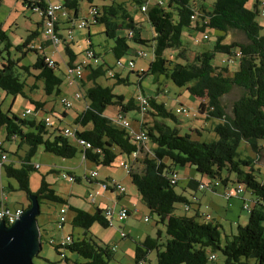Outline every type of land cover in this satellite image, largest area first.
<instances>
[{"label": "trees", "instance_id": "16d2710c", "mask_svg": "<svg viewBox=\"0 0 264 264\" xmlns=\"http://www.w3.org/2000/svg\"><path fill=\"white\" fill-rule=\"evenodd\" d=\"M129 1L140 10L148 0ZM191 1L167 0L166 5H158L155 0V4L148 5L145 15L153 33L150 40L140 38L139 29L122 4L112 2L102 5L95 18V23L103 27L104 35L113 40L110 53L115 60L121 59L131 50L127 38L117 32L132 30L134 35L131 40L138 44H148L153 49L152 61L141 75H161L175 86L185 87L192 97L201 100L199 112L216 122L212 128L216 139L210 142L194 141L188 134L181 136L176 129L166 126L161 120H174V116L165 110L163 104L156 103L154 97L147 98L151 111L147 109L146 113L152 117V124H142L141 131L146 133L151 150L145 152L141 149L140 156L131 163L133 167L128 176L142 203L157 217L156 223L164 227L166 239L160 242V236H146L134 250L135 264H142L146 254L152 250L155 251L156 264H209L210 251L221 253L224 258L222 264H264V170H255L254 159H240L237 153V148L243 141L255 155L264 154V35L259 34L260 27L256 22L260 10L256 5L253 10L247 9L245 4L248 0H215L209 11L202 6H192ZM87 2L91 3V0ZM21 3L29 10L33 6H42L38 0H21ZM64 8L72 10L73 19H76L78 0H65ZM40 20L41 26L42 19ZM184 30L201 33L203 41L210 39L209 31L219 32L220 35L216 37L211 50L198 52L191 51L187 44L182 43ZM229 31L240 32L245 42L226 41ZM37 36L38 31H31L24 42L13 46L0 26V43L3 45L1 51L8 56L9 49L14 47L15 51L21 53L16 59L8 56L0 64V91L28 99L34 106V112L43 110L45 102L29 99L24 89L27 88L31 93L37 87L35 83L28 86L23 73L31 76L30 70L37 72L34 79L41 82L45 96L58 95L62 83L55 74L57 64L54 62V67H48L44 61L45 56L40 53L42 48L36 49L31 44ZM63 45L68 59L66 66H70L77 56L71 46ZM168 51L175 53L172 52L168 57L165 55ZM235 52L239 53L238 57ZM29 53L35 54V61L30 65H20L21 60ZM216 54L226 57L215 63ZM234 61L238 62L237 69L230 71L227 63L232 64ZM105 68L100 64L96 69H91L86 76L87 81H93L99 76L105 77ZM112 78L115 80L114 86L128 85V78H121L116 73ZM233 88H239L241 95L233 102L228 115L221 105V99ZM124 99L123 95L113 93L112 87L99 84L88 91L86 107L71 124L77 128L76 137L90 143V148L87 149L75 146L62 135L58 127H50V131L49 127L44 126L43 120L28 119L31 116H26L25 113L23 118L26 119L19 118L10 114V111L3 112L0 109V130L4 132L5 139L27 147L25 157L20 159L19 169L8 163L2 170L26 196L28 204L26 208L21 207L23 212L30 206L28 196L35 195L39 208L41 204L53 203L60 205V208L65 207L67 213L73 214L71 230L67 236L70 241L65 243V236L61 245L51 243L54 239H49L55 253L63 255L65 262L109 263L112 258L111 250L99 246L89 232L94 223L102 228L108 227L104 211L96 207L90 213L69 205L44 180L40 181L35 193L30 192L28 172L34 169L30 159L38 147L62 159H71L79 154L85 161L96 166H111L121 158L129 159L137 150L136 145L125 130L115 126L103 114L108 106L118 107L123 114L132 108L142 113L138 107H134L133 99L126 104ZM259 142H263V145H258ZM185 166L213 179V185L217 182L223 187L227 186L229 174L233 173L235 183L243 186V193H248L251 197L246 223L243 226L237 225L235 234L231 239H226L223 245L220 244L218 223L211 220L200 222L202 215L199 216L197 212L193 217L174 214V204H191L183 195L185 189L181 193L176 191L178 180L174 185L170 183V177L175 174L173 168ZM254 171H257L259 179ZM223 172L228 175L222 177ZM67 174L70 175L68 172ZM72 177L74 182H80L79 178ZM202 185L201 181L195 180L188 183V187L196 191ZM192 198L195 199L194 196ZM57 220L55 225H58ZM64 224L61 225V230ZM38 227L41 243L42 233L46 228L44 224H38ZM75 228L81 230L76 236L73 232ZM66 253L74 254L75 260H69Z\"/></svg>", "mask_w": 264, "mask_h": 264}, {"label": "rangeland", "instance_id": "374dc122", "mask_svg": "<svg viewBox=\"0 0 264 264\" xmlns=\"http://www.w3.org/2000/svg\"><path fill=\"white\" fill-rule=\"evenodd\" d=\"M165 5L167 0H161ZM215 0H192V6H202L206 5L208 11L211 9V5ZM122 4L130 16L134 19V23L139 24V32L141 38L145 40H150L152 36V30L149 26L145 13H142L137 6L131 3L129 0H92V5L97 6L100 10V6L103 4L110 3ZM260 2L264 0H248L245 4L247 9L253 10L254 6L261 10ZM153 3V0H151ZM88 8L89 3L87 0H78V15L76 19H73V12L70 11V16L74 20L75 24H78L82 20L88 18ZM40 16L37 12H32L22 5L21 0H0V26L5 31L9 42L13 45H19L25 41L27 36L31 31L40 30ZM256 22L258 23L260 30L259 34L264 35V17L259 13L256 16ZM96 24V23H95ZM94 24V25H95ZM91 42L93 44V49L99 53L103 61L99 60V63L103 68L108 67L106 72L119 73L121 78H128V85H116L115 80L108 79L105 77H98L93 81L88 82L86 77L83 78L84 86L80 87L78 83L74 84L72 87L66 84L65 80V70H66V56L63 51V46H50L46 53L51 56L50 58L58 64L55 74L62 80L60 85V93L58 95L45 96L42 91V84L34 79V75L37 74L36 71L30 70L31 76L23 73L25 81L28 86L35 83L37 87L36 90L29 93L28 89L25 88L24 91L29 97L39 102H45L44 111L46 112L45 117H47L52 128H64L69 126L73 122V118L77 113L74 108L76 105L72 103L76 100L73 93H84V98L89 90H91L95 85L99 84L102 86L112 87L113 93L122 94L125 96L124 103L126 104L130 99H133L134 107H137V97H154V100L158 104H163L165 110L174 116V120L164 119L161 120L170 129H176L179 135L188 134L190 138L198 142H210L216 139L215 134L212 131L213 126L216 122L213 119H207L205 115L199 112L200 99L192 97L185 87L175 86L169 79L163 76L155 75H141L148 68L149 63L152 61L151 47L148 44H138L133 40L127 39V43L130 49L136 51L140 50L146 54V57H139L132 52L126 53L121 57V61H131L133 63V68L129 69L127 67H117L115 66V60L112 55L108 54V47L113 44V40L107 38L103 33V27L101 25H96L94 28L96 30H101L100 33L93 34V29H91ZM93 26V25H92ZM61 32V31H60ZM88 28L77 30L74 29L72 33L73 42L70 45L76 53L79 50H83L90 47L88 41ZM118 35H123L121 31L117 32ZM220 35L219 32L209 31L210 39L208 41L202 40V34L194 31L184 30L181 41L188 45V48L192 51H207L211 50L215 44L216 37ZM106 41L107 44L104 42ZM226 41L232 42H245L244 36L238 31H229L226 34ZM3 45L0 43V64L5 62L9 56L11 59H16L21 56V53L15 51L14 47L9 49V55L6 52L1 51ZM175 53V51H172ZM171 51H168L165 55L170 56ZM79 54V58H81ZM225 55L216 54L214 58L215 63H219L220 59H225ZM20 63V65H30L35 61V54H27ZM237 61L227 66L230 71H235L237 69ZM22 73V72H21ZM143 76V77H142ZM82 83V82H81ZM86 85V87H85ZM83 88V89H82ZM241 95V90L239 88H233L228 94L224 95L221 99V105L224 108L226 114H230L232 104ZM60 99H66L74 104V108L65 109L61 103ZM84 101V99H82ZM87 103V100H86ZM31 109L33 115L28 117V119H35L37 121L43 120L42 116H38L37 112H34V106L26 98L20 96L7 95L0 91V109L3 112L10 111V114H15L19 118H23L24 109ZM54 108L53 112L51 111ZM183 108L185 113L176 112L177 109ZM105 115L108 117L112 116V111L119 110L116 106L106 107ZM65 111L67 113L66 119H62L60 122L62 113ZM148 111H151L148 106ZM124 117L130 123L131 129L137 130L139 122L142 120L145 125L152 124V117L148 113L141 114L135 108L129 109L124 114ZM26 119V118H23ZM149 122V123H148ZM52 130L51 128L49 129ZM260 143V144H259ZM258 145H263V142H259ZM0 145L2 150L8 154V156H15L16 161L11 165L15 169H19L21 164L19 159L25 157L27 147L24 144L18 146L14 140H6L4 132L0 130ZM148 150H151V144L147 146ZM237 153L240 159L247 157L254 159V169L261 170L263 172L264 168V154L259 153L255 155L252 153L250 147L245 142H241L237 148ZM14 158V159H15ZM125 162L129 165V159L121 158L119 161L116 160L111 166H101L94 165L91 162L83 161L79 154L71 159H62L52 154L46 153L41 147H38L33 157L30 159V164L34 167L39 165V168H34L28 172L29 178V190L35 193L39 187L41 180H44L51 189H53L59 197L67 200L70 198L71 204L84 210H88L91 213L94 212L99 205L101 209L106 210L112 207V202L109 200L116 196L113 192H106L101 196L95 198V204L87 201V193H94L99 190L96 182H88L89 173L92 170L97 172V180L100 181H113L123 188L124 192L122 196L129 198L132 205L130 206L131 214L126 217L123 221H118L113 219V227L108 226L107 228H102L97 223H94L89 232L97 242V244L103 248H109L112 252V258L108 264H135L134 260V250L136 246L143 241L146 236L151 238H157L160 236V242L166 239L164 227L157 224V217L155 214L150 213L147 207L142 203L139 194L137 193L135 187L132 185L131 180L127 172L119 165V163ZM131 164V163H130ZM137 165V163H135ZM71 170L73 174L80 179V182H67L62 178L64 173ZM191 169L192 176L197 177V181L201 180L203 183L202 188L198 191L192 190L188 187L191 177L186 176L185 167H174V171L179 177L177 182L176 191L181 193L184 190L183 195L190 201L192 195L196 196V199L200 203L190 201L191 204L176 203L174 204V214L179 216L193 217L195 210L200 208V212L204 215H208L211 221L218 223L220 227L218 228L220 234V244L223 245L226 239H231V237L236 232L237 225L243 226L248 218V212L243 209V204L241 197L234 196L229 201L224 197L223 191L224 187L219 184L218 187H213V179H210L204 175H200L193 168ZM52 170V171H50ZM228 174L223 172L222 177H226ZM254 175L259 179L257 171H254ZM90 184V185H89ZM238 184L235 183V175L233 173L229 174V182L227 189H235ZM212 189H211V188ZM119 193V192H118ZM246 194V193H245ZM243 194V196L245 195ZM71 195V196H70ZM70 196V197H69ZM0 198L3 199L4 205L9 209L15 208H26L28 202L26 196L23 192L17 189V184L13 179L7 178L2 171L0 174ZM246 198V197H245ZM247 202L249 200L245 199ZM250 203L248 202V205ZM105 206V207H103ZM121 206H117L115 209L118 210ZM188 208V211L185 208ZM60 205L47 203L41 204L40 215L37 216V223L44 224L46 228L45 232L42 233L41 239V249L38 253V257H33L32 261L34 264H73L71 261L65 262L61 256H58L52 245L49 243V239L53 238L55 244L61 242L63 238L69 236L71 230V218L73 216L72 212H68L66 217V222L63 226V230L58 229L55 225V220L58 219V211ZM147 219V222L144 219ZM199 220V219H198ZM210 222V221H207ZM75 236L77 233H81V230L74 229ZM120 232L124 233L126 237H121ZM159 234L157 235V233ZM210 255L215 256V260L209 262V264H222L223 256L219 251H210ZM69 260H75L76 256L74 254L66 253ZM142 264H156L155 251L152 250L148 252L145 258L142 260Z\"/></svg>", "mask_w": 264, "mask_h": 264}, {"label": "built area", "instance_id": "2783aa9c", "mask_svg": "<svg viewBox=\"0 0 264 264\" xmlns=\"http://www.w3.org/2000/svg\"><path fill=\"white\" fill-rule=\"evenodd\" d=\"M64 1L65 0H38L39 4L42 5L40 6H33L30 11L32 12H37L40 16V18L42 19V24H41V28H42V37L49 42L51 45L53 46H58L61 43H69L72 40V33L74 29L77 30H82L85 28H88L90 24H95V18L98 15V8L95 6H91L88 10V18L82 20L81 22H79L78 24H75V22H72L69 24V26L67 27L65 34L62 36L59 34L58 32V24H59V20L61 17H65L67 15V9L64 8ZM155 0H153V3H151V0H148L144 5H142V7L140 8V11L142 13L146 12V9L148 8V5H153L155 4ZM157 4L158 5H162L163 2L161 0H157ZM261 5V10H260V14L262 16H264V2H260L259 3ZM191 19L193 20V17H191ZM125 37L127 39H132L133 38V31L132 30H127L126 32H124ZM206 38V36H204V39ZM31 48H34L33 46H30ZM36 49H41V47H36ZM135 55L139 56V57H146V54L142 51H136L135 50ZM133 53V54H134ZM151 54L153 56V49L151 47ZM236 57L239 56V53L235 52ZM81 58H79L75 63H73L70 66H66V70H65V80H66V84L68 86H73L75 83L78 85H80V83L82 82L83 78H84V72L86 70V68H91V65L94 66H99V60H101L93 50H91L90 48H86L83 49V51L81 52ZM46 65L48 67H54V61L52 59H50L49 57L45 56L44 59ZM115 66L117 67H127L129 69L133 68V63L131 61H121V59L115 60ZM109 76H112V74L109 72L108 73ZM73 96L76 100H79L81 98H84L82 96V94L80 93H73ZM137 102L138 105L137 107L141 110V114L146 113L147 109H148V100L147 97L141 95L137 97ZM60 103L61 105L65 108V109H70L72 107V104L70 101L66 100V99H60ZM87 105V104H86ZM85 105V107H86ZM39 111H37V115L39 114ZM176 112H183L185 113V110L183 108L177 109ZM23 113H25L26 116H32L34 113L31 109L27 108L24 109ZM113 121V124L115 126H117L120 129H123L127 132V134L131 137V139L133 140V143L136 145L137 150L135 152H133L131 154V156L129 157V165H127V163L125 162H120L119 165L127 172L130 171V169L133 167L132 162H134L135 160H137V158L140 156V151L141 149L145 152H149L147 146H148V138L147 135L144 131H140L138 133L133 132V130L130 127V123L128 122V120L124 117V115L119 112L113 119H111ZM43 124L46 127H53L50 120L44 116L43 118ZM62 131V135L71 140L73 142V144L75 146H77L80 149H87L90 148V143L86 142L85 140L76 137L75 133L77 131V128L75 126H66L65 128L61 129ZM82 160L85 161L83 159V157L81 156ZM8 163H10L9 160V156L7 153H4L1 148H0V174L3 170V167L5 165H7ZM34 168H39V165H35ZM175 173V172H174ZM97 172L95 170H92L89 173V179L92 182H98L97 185L99 187V190H96L94 193H87V201L90 203H94L95 202V198L97 196H101L106 192H113V193H118V194H123L124 190L121 187V185L113 182V181H100L97 180ZM62 178L64 180H66L67 182H74L73 177L71 175H68L67 173H64L62 175ZM178 180V176L175 173L174 175H172V177H170V183L172 185H174L176 183V181ZM218 183L215 182L213 187H218ZM211 188V187H210ZM244 192V187L241 185H237L235 189H225L223 191V195L224 197L229 200L234 196H239ZM195 200L194 198H192V201ZM243 209L246 210L247 212L249 211V205L247 202H245L243 204ZM186 211H188V208H185ZM23 213L22 208H15V209H9L7 208L4 203H3V199L0 198V222L4 221L5 224L7 226H10L14 223L15 219H18V216L21 215ZM67 214V209L65 207H61L59 209L58 212V229H61V225L63 223H65V215ZM130 214V211L125 207L122 206L120 207L118 210H116L114 207H111L109 209L104 210L103 216L107 221L108 226L113 227V219H117L118 221H123L128 215ZM211 217L208 215H202L200 218V222L201 221H210ZM145 222H147V219H144ZM120 236L121 237H126V235L122 232H120ZM51 243H54L53 240L50 241ZM61 245H63V240L61 242H59ZM61 257H63V255H61ZM208 260L214 261L215 260V256L214 255H209Z\"/></svg>", "mask_w": 264, "mask_h": 264}, {"label": "crops", "instance_id": "0c3cea01", "mask_svg": "<svg viewBox=\"0 0 264 264\" xmlns=\"http://www.w3.org/2000/svg\"><path fill=\"white\" fill-rule=\"evenodd\" d=\"M103 5H105V4H103ZM91 6H94V5H92V0H91V3H89V8L91 7ZM102 6V5H101ZM100 6V7H101ZM95 7H97V6H95ZM89 8H88V10H89ZM98 8V7H97ZM202 8H204L206 11H208V8H210V7H207L205 4L204 5H202ZM98 10H99V8H98ZM100 11V10H99ZM67 12V15L65 16V17H61L60 18V20H59V24H58V26H57V28H58V32H59V34L60 35H64L65 34V31H66V29H67V27L69 26V24L70 23H72V22H74V20H72V18H71V16H70V11L69 10H67L66 11ZM264 17V16H263ZM132 18V17H131ZM133 19V18H132ZM134 20V19H133ZM97 24H93V26L91 25V29H93V34H98V33H100L101 32V30H96V28H94L95 26H96ZM135 27L137 28V29H139V27H141L139 24H136V22H135ZM142 28V27H141ZM38 31V30H37ZM61 31V32H60ZM127 30H123V31H121L122 32V34L123 35H121V36H125V34H124V32H126ZM139 34H140V32H139ZM87 36H88V41H89V44H90V49L91 50H93L94 52H95V54L98 56V57H100V59H101V61H103L104 60V58H102V56L99 54V53H97L94 49H93V44H92V42H91V30H90V28L88 27V34H87ZM140 36V35H139ZM153 37V33H152V36H151V38ZM140 38H141V36H140ZM142 40H145V39H143V38H141ZM131 40V39H130ZM72 42H73V38H72V40H71V42H69V43H61V44H59L58 46H60V45H62L63 46V51H64V45L63 44H68L69 46L72 44ZM106 44H107V42L106 41H104ZM32 45H34L35 47H39V46H41V54H43V56H46V57H51V56H49L47 53H46V50L50 47V46H52L49 42H47L43 37H42V28H41V26H40V30L38 31V36L34 39V41H32V43H31ZM108 46H109V44H107ZM58 46L55 48L54 46V48L57 50V48H58ZM112 47V45H110L109 47H108V54H110L111 55V53H110V48ZM71 50L76 54V58H75V61L73 62V63H75L78 59H79V54H81V52L83 51V50H79V53H76L75 51H74V49L73 48H71ZM138 51H140V50H138ZM129 52H132V53H134L135 52V50L134 49H131ZM66 56V55H65ZM52 58V57H51ZM50 58V59H51ZM115 60V59H114ZM67 61H68V59H67V57H66V61H65V63L67 64ZM57 64V63H56ZM99 65H100V63H99ZM57 67H58V64H57ZM97 67L96 66H94V65H91V68H86V70H85V72H84V77H86L88 74H89V71L91 70V69H96ZM106 69V68H105ZM107 70V69H106ZM109 73V72H108ZM113 74L114 73H112V76H113ZM116 74H118L119 75V73H116ZM112 76H109V74H107V75H105V78H108V79H112ZM120 76V75H119ZM100 77V76H99ZM114 79V78H113ZM112 79V80H113ZM81 85H80V87H82V86H84V81H82V83H80ZM115 85V84H114ZM85 87H86V85H85ZM83 89V88H82ZM84 93H82V96H84L83 95ZM119 95H122V94H119ZM124 96V95H123ZM124 98H125V96H124ZM82 99H84V101L82 100ZM72 103H74L75 105H76V108H74L73 106H74V104H72ZM72 107L75 109V111L77 112L76 114H75V117L73 118V120L76 118V116L77 115H79L83 110H84V108H85V105L87 104L86 103V100H85V98H81V99H79V100H73L72 101ZM71 107V108H72ZM44 108H45V106L43 107V110H40L39 111V114H38V116H42V118L41 119H43L44 118V116L46 115V113H45V111H44ZM53 110H54V108H52V112H53ZM105 112H106V110L104 111V115H105ZM120 112V110H114V113H113V111H112V116L111 117H108V116H106V117H108V118H110V119H113L118 113ZM64 114V115H63ZM123 114V113H122ZM66 117H67V113L65 112V111H63V113H62V116H61V120L62 119H66ZM63 121V120H62ZM61 121V122H62ZM149 123V122H148ZM142 124H145V122H143L142 120L139 122V126H138V128H137V130H134L133 132H135V133H138V132H140L141 130H142ZM65 128V127H64ZM59 129H62L61 127H59ZM1 146V145H0ZM3 148V147H2ZM15 158V156H9V160H10V164H12L14 161H16V158ZM18 162H20V159H19V161ZM185 168H186V176L189 178V177H191V179L190 180H195V181H197V177L196 176H192V172H191V167H189V166H185ZM173 171H174V168H173ZM70 175H72V176H75L74 174H73V172L69 169L68 171H67ZM175 172V171H174ZM176 173V172H175ZM178 176V175H177ZM76 177V176H75ZM178 180H179V177H178ZM201 181V180H200ZM197 182H199V179H198V181ZM203 184V183H202ZM90 185V184H89ZM91 185H93V183H91ZM203 186V185H202ZM202 186L200 187V188H202ZM227 187H228V184H227V186L226 187H224L225 189H227ZM224 189V190H225ZM110 193V192H109ZM115 194H116V196L114 197V198H111L109 201L110 202H112V207H114V208H116L117 206H125L129 211H130V214H131V210H130V206L132 205V203H131V201H130V199L129 198H126V197H124V196H122V194H118V193H116L115 192ZM243 194H245V193H242L241 195H239L238 197H241V200H242V204L244 203V202H247L245 199H247V200H250V195L248 194V193H246L244 196H243ZM71 196V195H70ZM69 196V197H70ZM195 197V199H196V196L195 195H192V197ZM246 197V198H245ZM190 201H192V199L190 200ZM229 201V200H228ZM193 202H197L198 204H199V206H200V203L198 202V200L196 199V200H193ZM249 202V201H248ZM247 202V203H248ZM67 203L69 204V205H71V206H73V207H76L75 205H73V204H71V202H70V198L69 199H67ZM96 202H94V204H95ZM103 207H105V206H103ZM76 208H78V207H76ZM96 208V207H95ZM97 208H100L101 209V207H99V205L97 206ZM103 210V209H102ZM86 211H88V210H86ZM88 212H90V211H88ZM198 213L199 214V216H201V215H204L203 213H201L200 212V208L199 209H197V210H195V212H194V215H195V213ZM91 213V212H90ZM196 213V214H197ZM129 214V215H130ZM128 215V216H129ZM127 216V217H128ZM212 218V217H211ZM219 225V224H218ZM220 226V225H219Z\"/></svg>", "mask_w": 264, "mask_h": 264}, {"label": "water", "instance_id": "95a60500", "mask_svg": "<svg viewBox=\"0 0 264 264\" xmlns=\"http://www.w3.org/2000/svg\"><path fill=\"white\" fill-rule=\"evenodd\" d=\"M29 208L10 226L0 222V264H33L41 249L37 216L39 202L35 195L28 196Z\"/></svg>", "mask_w": 264, "mask_h": 264}, {"label": "bare ground", "instance_id": "6f19581e", "mask_svg": "<svg viewBox=\"0 0 264 264\" xmlns=\"http://www.w3.org/2000/svg\"><path fill=\"white\" fill-rule=\"evenodd\" d=\"M69 241H70L69 238L66 237V238H65V243H66V242H69Z\"/></svg>", "mask_w": 264, "mask_h": 264}]
</instances>
